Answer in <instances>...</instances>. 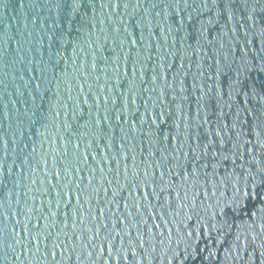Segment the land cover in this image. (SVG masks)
<instances>
[{"label":"water","instance_id":"water-1","mask_svg":"<svg viewBox=\"0 0 264 264\" xmlns=\"http://www.w3.org/2000/svg\"><path fill=\"white\" fill-rule=\"evenodd\" d=\"M0 264H264V0H0Z\"/></svg>","mask_w":264,"mask_h":264}]
</instances>
